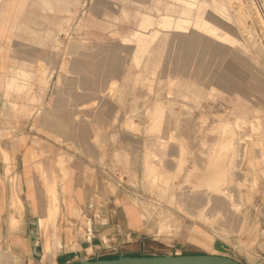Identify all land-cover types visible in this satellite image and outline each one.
<instances>
[{"label":"rangeland","instance_id":"obj_1","mask_svg":"<svg viewBox=\"0 0 264 264\" xmlns=\"http://www.w3.org/2000/svg\"><path fill=\"white\" fill-rule=\"evenodd\" d=\"M263 7L0 0V166L15 184L39 175L55 200L44 165H85L143 218L123 245L136 255L264 264Z\"/></svg>","mask_w":264,"mask_h":264},{"label":"crops","instance_id":"obj_2","mask_svg":"<svg viewBox=\"0 0 264 264\" xmlns=\"http://www.w3.org/2000/svg\"><path fill=\"white\" fill-rule=\"evenodd\" d=\"M15 85L20 84L15 80L9 83L10 87ZM5 164L0 166L4 175L0 179V264H75L84 258H95L91 251L122 250L124 254L136 255L132 250L141 248V244L133 243L128 245L129 249H123L127 241L140 238L144 228L141 215L124 198L107 197L93 171L85 165L82 170L74 169L75 174L64 164L44 165L48 187L57 193L56 199L51 200L42 177L20 174V182L15 184ZM29 168L25 172L36 171L34 166ZM15 187L20 203L26 205L21 215L12 210V204L18 200ZM71 198L79 205L74 215L67 209L62 211L60 206L73 203ZM56 202L54 234L50 208Z\"/></svg>","mask_w":264,"mask_h":264},{"label":"water","instance_id":"obj_3","mask_svg":"<svg viewBox=\"0 0 264 264\" xmlns=\"http://www.w3.org/2000/svg\"><path fill=\"white\" fill-rule=\"evenodd\" d=\"M75 264H244L218 253H167L151 255L121 254L117 257L84 258Z\"/></svg>","mask_w":264,"mask_h":264},{"label":"bare ground","instance_id":"obj_4","mask_svg":"<svg viewBox=\"0 0 264 264\" xmlns=\"http://www.w3.org/2000/svg\"><path fill=\"white\" fill-rule=\"evenodd\" d=\"M242 1H244L245 3H250L252 0H242ZM263 9V15H264V7L262 8ZM50 216H51V218H52V221H53V224H54V226L56 225V223H55V218H56V216H57V213H58V203L56 202V204H55V206H51V208H50ZM53 226V228H52V230H56L57 231V229H55V227ZM51 230V231H52ZM54 234H55V232H54ZM56 236H57V233H56Z\"/></svg>","mask_w":264,"mask_h":264},{"label":"built area","instance_id":"obj_5","mask_svg":"<svg viewBox=\"0 0 264 264\" xmlns=\"http://www.w3.org/2000/svg\"><path fill=\"white\" fill-rule=\"evenodd\" d=\"M100 256H101V253H100V252L97 251V252L94 253V257H95V258H96V257H100Z\"/></svg>","mask_w":264,"mask_h":264}]
</instances>
